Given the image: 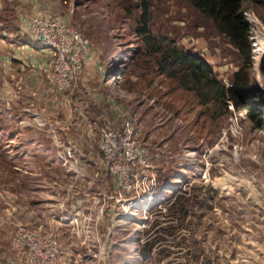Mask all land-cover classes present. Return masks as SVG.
Masks as SVG:
<instances>
[{"label": "rangeland", "instance_id": "374dc122", "mask_svg": "<svg viewBox=\"0 0 264 264\" xmlns=\"http://www.w3.org/2000/svg\"><path fill=\"white\" fill-rule=\"evenodd\" d=\"M14 3L64 16L88 39L98 69L76 82L90 108L79 130L56 131L59 142L69 133L77 145L72 167L48 131L67 106L47 116L49 103L0 100V217L47 233L61 218L82 220L78 235L62 226L65 264H264V131L252 130L238 112L240 135L230 111L210 128L193 125L194 114L176 118L177 92L161 97L171 82L154 77L150 58L141 56L136 27L146 7L155 37L200 56L219 80L230 81L236 52L210 23L187 0H0V21L13 15ZM243 10L253 80L264 98V0H245ZM125 111L136 117V138L157 179L148 208L137 205L128 215L126 205L109 199L113 181L97 151L100 131L116 128ZM11 235V226L0 228V264L13 257Z\"/></svg>", "mask_w": 264, "mask_h": 264}, {"label": "built area", "instance_id": "2783aa9c", "mask_svg": "<svg viewBox=\"0 0 264 264\" xmlns=\"http://www.w3.org/2000/svg\"><path fill=\"white\" fill-rule=\"evenodd\" d=\"M24 34L33 46L40 45L49 52V82L54 91L58 94L71 91L91 58L88 39L71 27L64 16L41 9H35L28 17ZM222 83L230 86V81L225 79ZM227 108L231 112L230 126L240 135L236 123L238 117L229 101ZM60 146L65 165L72 167V162L77 161V145L67 142ZM97 151L99 167L113 181L109 199L122 202L126 205V211L137 205L148 208L155 196L157 179L146 148L136 138L135 115L125 111L116 128L102 129L97 140ZM70 221L67 223L78 235L80 220ZM67 223L61 218L53 231L45 233L41 229L29 228L0 217V228L12 227L10 246L13 257L8 264H65L60 251V236L62 226Z\"/></svg>", "mask_w": 264, "mask_h": 264}, {"label": "trees", "instance_id": "16d2710c", "mask_svg": "<svg viewBox=\"0 0 264 264\" xmlns=\"http://www.w3.org/2000/svg\"><path fill=\"white\" fill-rule=\"evenodd\" d=\"M244 1L187 0L236 52L239 66L232 75L229 87L216 77L211 65L203 58L180 50L171 41L155 37L148 27V9L144 7L142 10L136 27L137 33L143 37L144 50L141 56L150 58L154 77L171 82L170 91L160 94L161 97L177 92L179 107L174 112L176 118L194 114L193 125L200 123L201 127L208 125L210 128L220 116L229 113V101L236 112L244 113L252 130L264 131V98L253 80L251 36L243 10ZM2 23L4 26L9 25L6 20ZM261 74L264 76V70ZM208 145L212 146L213 141L209 139Z\"/></svg>", "mask_w": 264, "mask_h": 264}, {"label": "crops", "instance_id": "0c3cea01", "mask_svg": "<svg viewBox=\"0 0 264 264\" xmlns=\"http://www.w3.org/2000/svg\"><path fill=\"white\" fill-rule=\"evenodd\" d=\"M17 4L18 3H14L13 15L6 19L9 25L4 26L2 21H0V100L6 103V105H8L9 102L13 104L16 99L18 102L21 99L26 102L31 100L33 104L35 101L37 103L43 101L46 105L49 103L50 106H48L47 109L49 108L51 111H47V116H49V114L50 116H54V111L57 110L61 104H64V106L58 109L59 112L67 106L68 109L65 108L64 120L60 122L56 120V125L53 124L54 127H52V129L48 127V131L51 133V140L52 138L54 140L52 144L54 148L57 149L55 151H60L62 154L63 149L60 145H65V139L63 142H59L56 137V135H58L57 132L65 129V127L68 132H71L75 127L79 130L83 120L90 113V108H88L89 106L86 99L78 96L79 90L78 86H76L77 83H74L72 90L66 94H58L54 91L49 82V52L43 47L33 46L24 34L26 20L35 9L39 8H37L36 5L32 7L26 6V4L23 3L25 5L20 4V7L26 6V8L21 9ZM9 26H11V28H8ZM93 59L94 57L91 54L90 61L84 66L80 79H84L83 77H91L93 71L97 72L96 69H98V64L94 63ZM26 86L30 88L34 87L31 89L32 91L30 93H27L25 90ZM99 97L100 95L98 96V101L94 104H101L102 97L100 99ZM97 114L100 118L105 117L104 113L102 116L100 113ZM95 121L96 120L91 122L96 127ZM61 126L63 127L60 129ZM91 130V128L87 130L88 137L92 134ZM63 134L65 136V133ZM68 137V142L73 143L70 140L69 133ZM18 224L29 228L41 229L43 232L47 233L41 226L21 224L19 222Z\"/></svg>", "mask_w": 264, "mask_h": 264}, {"label": "bare ground", "instance_id": "6f19581e", "mask_svg": "<svg viewBox=\"0 0 264 264\" xmlns=\"http://www.w3.org/2000/svg\"><path fill=\"white\" fill-rule=\"evenodd\" d=\"M130 212L127 213V215L129 214ZM131 215V214H130Z\"/></svg>", "mask_w": 264, "mask_h": 264}]
</instances>
